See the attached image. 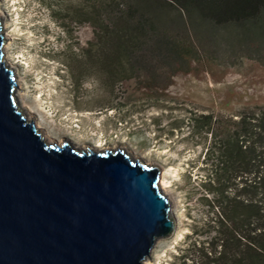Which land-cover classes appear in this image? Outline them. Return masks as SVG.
<instances>
[{
	"label": "rangeland",
	"instance_id": "1",
	"mask_svg": "<svg viewBox=\"0 0 264 264\" xmlns=\"http://www.w3.org/2000/svg\"><path fill=\"white\" fill-rule=\"evenodd\" d=\"M95 1L112 0H0L7 66L17 75L23 114L45 137L79 149H120L161 169L177 227L145 264H170L188 237L205 230L206 196L212 200L202 186L211 138L188 120L197 111L228 117L264 108V43L251 51L221 29L206 41L211 60L200 58L171 79L160 71L161 88L151 92L84 53L94 41Z\"/></svg>",
	"mask_w": 264,
	"mask_h": 264
},
{
	"label": "water",
	"instance_id": "2",
	"mask_svg": "<svg viewBox=\"0 0 264 264\" xmlns=\"http://www.w3.org/2000/svg\"><path fill=\"white\" fill-rule=\"evenodd\" d=\"M0 15V264H145L176 230L162 171L46 141L17 101Z\"/></svg>",
	"mask_w": 264,
	"mask_h": 264
},
{
	"label": "trees",
	"instance_id": "3",
	"mask_svg": "<svg viewBox=\"0 0 264 264\" xmlns=\"http://www.w3.org/2000/svg\"><path fill=\"white\" fill-rule=\"evenodd\" d=\"M89 9L97 22H89L86 56L96 53L97 66L151 92L161 88L160 71L171 79L211 60L206 41L221 29L251 51L264 43V0H112ZM188 122L211 138L202 186L212 200L205 230L170 264H264V108L228 117L197 111Z\"/></svg>",
	"mask_w": 264,
	"mask_h": 264
},
{
	"label": "bare ground",
	"instance_id": "4",
	"mask_svg": "<svg viewBox=\"0 0 264 264\" xmlns=\"http://www.w3.org/2000/svg\"><path fill=\"white\" fill-rule=\"evenodd\" d=\"M0 15H1V13H0ZM4 59H6V56L4 57ZM17 93V92H16ZM17 96V95H16ZM17 101H18V99H17ZM19 104V103H18ZM27 120L29 121V118L27 117ZM38 127V126H37ZM46 141L48 142V143H53V140H51V139H49L47 136H46ZM97 148V147H96ZM99 148V147H98ZM105 151V150H104ZM163 174V173H162ZM164 178V177H163ZM162 178V185L164 186V188H166L167 187V185H166V181H165V179H163Z\"/></svg>",
	"mask_w": 264,
	"mask_h": 264
}]
</instances>
